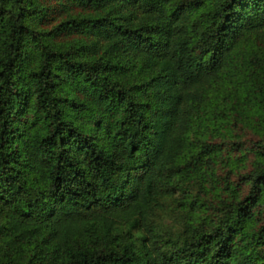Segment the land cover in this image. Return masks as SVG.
Here are the masks:
<instances>
[{
  "label": "trees",
  "instance_id": "16d2710c",
  "mask_svg": "<svg viewBox=\"0 0 264 264\" xmlns=\"http://www.w3.org/2000/svg\"><path fill=\"white\" fill-rule=\"evenodd\" d=\"M0 264H264V0H0Z\"/></svg>",
  "mask_w": 264,
  "mask_h": 264
},
{
  "label": "rangeland",
  "instance_id": "374dc122",
  "mask_svg": "<svg viewBox=\"0 0 264 264\" xmlns=\"http://www.w3.org/2000/svg\"><path fill=\"white\" fill-rule=\"evenodd\" d=\"M61 18V16H57L55 19H51L48 23L47 22H37L35 21V23L37 24V28L41 29V30H48L50 29L59 19ZM34 22V21H33ZM72 36L75 37V35H69V36H58L55 39L57 41H61L63 42H70V40H72ZM72 37V38H69ZM31 62H27V65H30ZM249 134H242L241 133V137H240V141L243 142V144H246L247 141L246 139L249 137ZM238 153L234 150V152L232 153V156H236L237 157ZM251 154H248V160L245 162L246 165H248L249 160L251 159ZM249 167V165L247 166ZM240 170L242 171V167H240ZM224 171V170H223ZM223 171L220 172V174H223ZM230 176L232 178H234L233 180H235L236 176H233L230 174ZM177 197H178V191L174 190V193L166 198H163L160 203V207L156 210V214H154L153 218L154 221L157 223L158 226H164L170 230H176L179 229V225H180V220H181V210H180V206L178 205L177 202Z\"/></svg>",
  "mask_w": 264,
  "mask_h": 264
}]
</instances>
